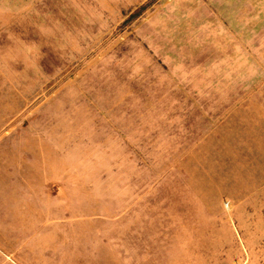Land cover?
Wrapping results in <instances>:
<instances>
[{
    "label": "rangeland",
    "instance_id": "374dc122",
    "mask_svg": "<svg viewBox=\"0 0 264 264\" xmlns=\"http://www.w3.org/2000/svg\"><path fill=\"white\" fill-rule=\"evenodd\" d=\"M0 208L3 264H264V0H0Z\"/></svg>",
    "mask_w": 264,
    "mask_h": 264
},
{
    "label": "crops",
    "instance_id": "0c3cea01",
    "mask_svg": "<svg viewBox=\"0 0 264 264\" xmlns=\"http://www.w3.org/2000/svg\"><path fill=\"white\" fill-rule=\"evenodd\" d=\"M14 195V194H13ZM244 198H242V200H241V202H244ZM11 206H13V201H12V205ZM14 207V206H13ZM4 209H8V208H0V211H3ZM1 244L3 245V243H2V241H1V239H0V247H1ZM3 253H2V250H0V264H3L4 262H6V260H4V257H3V255H2ZM5 257L7 258V259H9V256H7V254H5ZM8 262H10V261H8Z\"/></svg>",
    "mask_w": 264,
    "mask_h": 264
}]
</instances>
